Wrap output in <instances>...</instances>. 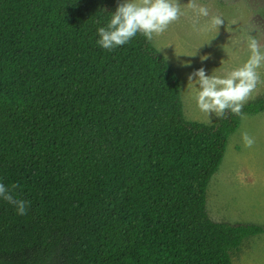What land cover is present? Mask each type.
Here are the masks:
<instances>
[{"label": "trees", "instance_id": "16d2710c", "mask_svg": "<svg viewBox=\"0 0 264 264\" xmlns=\"http://www.w3.org/2000/svg\"><path fill=\"white\" fill-rule=\"evenodd\" d=\"M118 0H0V264H233L207 191L241 115L187 120L164 55L97 44ZM264 97L243 107L256 114Z\"/></svg>", "mask_w": 264, "mask_h": 264}, {"label": "rangeland", "instance_id": "374dc122", "mask_svg": "<svg viewBox=\"0 0 264 264\" xmlns=\"http://www.w3.org/2000/svg\"><path fill=\"white\" fill-rule=\"evenodd\" d=\"M179 2L184 15L152 43L180 80L185 118L211 124L217 118L211 114L208 123L209 117L196 107L193 96L198 87L195 81L189 83V75L200 68L211 75L241 66L250 55L249 36L264 50V0H197L209 8L210 15L222 17L218 31L206 20L193 28L194 14L187 8L188 0ZM250 26L254 29L249 32ZM258 72L260 82L247 103L264 97V67ZM245 132L255 141L251 148L244 146ZM207 210L216 221L264 226V110L252 114L242 109L240 125L230 134L223 161L209 182ZM232 258L233 264H264V232L246 237Z\"/></svg>", "mask_w": 264, "mask_h": 264}, {"label": "clouds", "instance_id": "9594fccd", "mask_svg": "<svg viewBox=\"0 0 264 264\" xmlns=\"http://www.w3.org/2000/svg\"><path fill=\"white\" fill-rule=\"evenodd\" d=\"M187 8L194 14L193 28L201 20H206L208 25L218 31L223 23L221 16L210 15L209 8L199 4L197 0H188ZM182 15L184 12L179 0H123L117 4L106 26L97 29V44L111 51L129 43L137 34L151 42L165 33ZM253 29L250 26L248 31ZM238 43L239 41H233V44ZM247 47L250 55L239 67L225 70L223 74L211 75H206L205 70L200 68L189 75V83L195 81L198 87L193 96L196 107L209 117L208 123L211 122V114L216 118H223L228 111L242 115L244 105L254 98L253 93L260 82L258 69L264 67V50L252 36L247 39ZM224 50L227 52L225 48ZM242 140L246 148H251L255 143L247 132L242 134ZM18 187V184L0 183V198L14 206L17 214L23 216L27 212L28 202L17 198L15 189Z\"/></svg>", "mask_w": 264, "mask_h": 264}]
</instances>
